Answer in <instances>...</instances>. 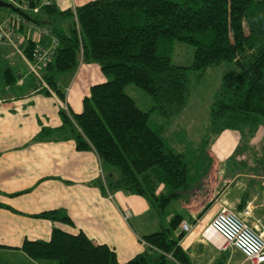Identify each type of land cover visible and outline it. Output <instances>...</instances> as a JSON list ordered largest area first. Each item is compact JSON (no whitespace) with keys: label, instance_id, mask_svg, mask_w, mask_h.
<instances>
[{"label":"trees","instance_id":"trees-1","mask_svg":"<svg viewBox=\"0 0 264 264\" xmlns=\"http://www.w3.org/2000/svg\"><path fill=\"white\" fill-rule=\"evenodd\" d=\"M241 1L93 0L61 11L53 2L30 0L29 8H38V12H27L32 18L29 22L36 30L46 29L48 35L37 30L40 39H27L20 49L31 60L36 49L52 48L41 74L48 89L40 91L49 94L51 90L63 100L56 79L74 73L80 62L98 64L107 79L90 87L79 114L60 109L61 125L42 128L37 139L72 140L77 151L93 150L110 171L104 176L106 189L143 198L161 217L172 202L193 190L211 165L205 150L199 157L194 152H176L164 136L165 124L150 121L155 113L167 123L184 109L190 70L236 66L221 78L209 113V133H242L264 122V0H247L240 11ZM240 12L241 21L238 17V27L236 23L232 28ZM24 25L14 30L15 37L22 34ZM175 42L193 48L189 67L172 64ZM33 77L35 89L41 88ZM1 80L4 87L14 89L17 76L6 66L1 69ZM127 85L148 95L149 111H141L124 93ZM40 217L70 223L60 210ZM181 222L182 217L174 215L169 228L161 225L144 236V250L124 264H188L178 246L183 234L171 237ZM20 249L36 261L118 264L107 246L93 244L83 233L71 235L59 229L52 230L48 241L26 240Z\"/></svg>","mask_w":264,"mask_h":264},{"label":"crops","instance_id":"crops-1","mask_svg":"<svg viewBox=\"0 0 264 264\" xmlns=\"http://www.w3.org/2000/svg\"><path fill=\"white\" fill-rule=\"evenodd\" d=\"M90 1L44 0L42 4L53 2L63 11ZM27 39H40L35 26L24 25L22 34L16 35L19 48ZM29 63L10 46L0 45V264H7L3 263L7 258L9 264H57L32 260L20 249L26 240L48 241L53 229L83 233L93 244L114 251L118 264H124L144 250V236L165 227L163 215L139 196L106 189L104 176L110 171L93 150L77 151L72 140L37 139L42 128L61 125L60 109L79 114L88 90L101 84L103 76L96 66L79 63L74 73L56 79L62 100L51 90L41 92L42 86L35 89ZM6 66L17 76L14 89L3 86L1 69ZM42 70L37 71L40 77ZM229 133L221 132L224 140L205 150L210 168L188 192L184 210L190 221L180 216L190 231L183 233L180 224L179 233L172 237L183 234L178 246L188 264H247L239 251L224 247L215 234L202 235L212 209L216 212L224 206L234 211L264 236V165L256 164L264 159V126L243 130L241 141ZM53 210L65 212L70 223L40 217Z\"/></svg>","mask_w":264,"mask_h":264},{"label":"rangeland","instance_id":"rangeland-1","mask_svg":"<svg viewBox=\"0 0 264 264\" xmlns=\"http://www.w3.org/2000/svg\"><path fill=\"white\" fill-rule=\"evenodd\" d=\"M43 1L44 0H41V3ZM246 2L247 0H242L240 2V11L245 6ZM9 12L10 10L8 9L0 8V21H3ZM240 16L241 12L240 14H236V17H234L232 28L236 26V23L238 27V17ZM192 61L193 48L186 44L175 42L174 51L171 57L172 64L183 67H189L192 64ZM87 65L96 66L98 68V71L102 74L100 66L98 64L88 63ZM235 69L236 66L234 65L225 66L223 64H220L208 67L201 72L190 70L188 72L189 96L184 109L167 123L164 119H162L159 115L155 113L150 115V121L152 125L165 124L164 136L167 138V141H169V143L173 146V149H175L176 152L181 149L183 152L186 153L194 152V157H199L202 154L203 150L212 149V147L216 144L215 142L224 140L222 134L212 135L207 131L209 124V113L211 110V104L213 103L215 96L219 93L222 76L226 72L233 71ZM102 76L104 79L103 82L106 81V77L103 74ZM124 93L134 101L136 107L139 108L141 111L147 112L151 108V100L148 95L140 89L136 88L135 86L127 85L124 88ZM0 94H2L1 91ZM86 95H88V93ZM259 126H264V123H261ZM229 132V134H231L234 138H238L240 136V132L238 131ZM239 139L241 141L240 137ZM239 150H241V148ZM263 160L264 159H259L256 164L264 165ZM187 197L188 193L184 194L181 199L172 202L165 209L163 213L165 228H169L170 222H168L167 219L174 215H181L185 219V221H190V215L187 214L188 212L186 210H184V205L187 202ZM214 212L215 209L210 210V215H213ZM177 233H179L178 229L173 230L171 232V237H173V235H177ZM8 261L9 260L7 258V261H4L3 263L7 262V264H9ZM19 263L23 264L22 262Z\"/></svg>","mask_w":264,"mask_h":264},{"label":"built area","instance_id":"built-area-1","mask_svg":"<svg viewBox=\"0 0 264 264\" xmlns=\"http://www.w3.org/2000/svg\"><path fill=\"white\" fill-rule=\"evenodd\" d=\"M13 5L20 9L22 12L37 13L38 8L30 9L28 2L30 0H0ZM28 25L33 27L32 23L26 21L24 18L16 13L10 12L3 21H0V45H7L14 49L16 54L23 59L28 60L31 72L35 74L38 80L41 82L43 88L48 89L47 85L42 81L38 70L44 68L47 62L51 59L52 48L43 49L38 48L32 55V59H27L22 50L19 48L14 30L19 25ZM40 35H48L46 29L37 28ZM52 43L56 44V39L51 37ZM1 102V101H0ZM128 214L124 213V220L128 219ZM181 230L183 233L190 231L189 225L186 223L181 224ZM207 232H211L219 237L223 241L224 247H232L239 251L244 257L247 264H264V236L253 228L247 226L243 220L237 216V214L226 208L221 207L216 211L208 222L207 228L203 232V236Z\"/></svg>","mask_w":264,"mask_h":264},{"label":"water","instance_id":"water-1","mask_svg":"<svg viewBox=\"0 0 264 264\" xmlns=\"http://www.w3.org/2000/svg\"><path fill=\"white\" fill-rule=\"evenodd\" d=\"M0 8L8 9L11 12H14V13L18 14L19 16H21L22 18H24L27 21H31L32 20V18L28 14L22 12L20 9L14 7L13 5H11L9 3L0 1Z\"/></svg>","mask_w":264,"mask_h":264}]
</instances>
